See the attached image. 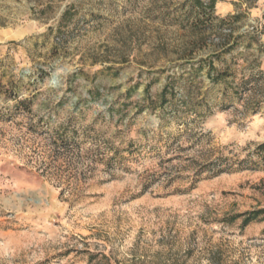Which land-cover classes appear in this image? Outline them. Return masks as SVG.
Instances as JSON below:
<instances>
[{"label":"rangeland","instance_id":"rangeland-1","mask_svg":"<svg viewBox=\"0 0 264 264\" xmlns=\"http://www.w3.org/2000/svg\"><path fill=\"white\" fill-rule=\"evenodd\" d=\"M198 12L0 0V264H264V0Z\"/></svg>","mask_w":264,"mask_h":264},{"label":"trees","instance_id":"trees-1","mask_svg":"<svg viewBox=\"0 0 264 264\" xmlns=\"http://www.w3.org/2000/svg\"><path fill=\"white\" fill-rule=\"evenodd\" d=\"M194 7L197 8L199 11L197 14L192 16L193 23L195 25H198L201 23V28H207V23L208 21H213V19L216 20L214 17V12H215V7L216 3L218 0H190ZM240 18V14L233 15L232 18L229 19H221L218 20L219 26L218 30H221L223 25H225L227 22H230V20H238ZM235 36L232 41H227L224 43H221V52H230L232 51L236 45H237V38L239 37ZM257 62V60H255ZM209 72L208 76L213 82H219L221 80H226L227 76L229 75L228 72L222 71V72H217L214 74V70H216V66L214 65L213 61H209ZM254 75H250L249 78L247 79H242L241 80V85H247V83L252 81V78ZM166 89H168V85L165 87V90L163 91L162 95V100L161 103L166 102L165 94H166ZM145 91L147 92V96L149 97V86L145 88ZM258 108L255 107L254 111L257 110ZM64 146V145H63ZM66 147V145H65ZM217 167H218V172H230V171H237V170H245V169H260L264 167V140L259 142L255 148L250 151L246 155H239L235 159L233 158H228L224 157L223 155L219 156L217 159ZM81 190V188H78ZM242 217L243 218V224L248 225L252 221H256L260 218H264V208L262 209H256L252 211H246L244 213H240L234 217V219Z\"/></svg>","mask_w":264,"mask_h":264}]
</instances>
